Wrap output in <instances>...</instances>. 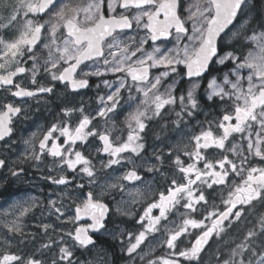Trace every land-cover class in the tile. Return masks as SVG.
<instances>
[{"label": "snow or ice", "instance_id": "snow-or-ice-1", "mask_svg": "<svg viewBox=\"0 0 264 264\" xmlns=\"http://www.w3.org/2000/svg\"><path fill=\"white\" fill-rule=\"evenodd\" d=\"M262 5L264 0L261 5L256 0L5 3L0 91L38 99L55 96L57 83L79 93L90 87L91 77L111 74L116 80H102L110 91L98 97V109L63 106L59 120L23 140L22 157L12 159L11 151L0 155V169L13 177H20L25 164H44L49 173L44 178L64 186V198L49 199L46 209L59 223L41 222L39 233H26L22 223L38 206L35 199L3 213L0 264H107L76 258L77 250L97 248L94 234L118 239L126 264H206L209 255L208 264H264ZM180 81L187 88L178 89ZM123 92L135 105L125 109L118 128ZM173 114L172 143L155 145L149 154V121L165 131ZM198 114L205 119L195 121L192 131L187 118ZM21 118H28L21 106L0 104V142L8 150L17 143L14 124ZM94 153L107 157L99 160V171L113 170L103 180ZM115 165L125 170L116 174ZM157 176L163 190L153 187ZM209 189L227 190L220 196L223 207ZM138 204L143 205L135 219L139 229L125 231L119 224L109 229L116 216L131 218ZM28 235L33 248L24 252L18 245ZM157 247L165 253L156 255Z\"/></svg>", "mask_w": 264, "mask_h": 264}, {"label": "flooded vegetation", "instance_id": "flooded-vegetation-1", "mask_svg": "<svg viewBox=\"0 0 264 264\" xmlns=\"http://www.w3.org/2000/svg\"><path fill=\"white\" fill-rule=\"evenodd\" d=\"M14 0H0V14H6V9L4 8L5 3H11ZM163 46V42H159ZM148 47V46H146ZM150 50V49H149ZM31 61H28V64L25 66H29ZM153 72H158V70H153ZM27 75V74H26ZM18 81L22 82L24 86L29 88H35L36 85H32L30 80L25 77H17ZM108 79L110 81H115L116 77L109 74L106 77H91L90 78V87L88 89L81 90L79 93H72L70 91L65 90L64 86L61 84L56 85L55 88V96H41L37 98H24L18 99L10 95V93L0 91V104L5 102H11L15 105L21 106L24 111L28 114V118L18 119L14 124V138L16 139L17 143L13 146L11 150H8L2 146V142H0V155H8L9 151H11V158L17 159L22 157V153L24 151L25 145L23 144V140L28 139L31 133L37 132L38 130H43L51 125L54 120H59L62 117V113L60 111L61 107L63 106H84L86 111L92 112L100 107L98 97L102 96L104 92H109L110 89L106 88L102 80ZM37 80L40 82H47L51 83L50 81H44L42 77H37ZM100 84V87L97 88L96 85ZM180 88H187V84L185 81H180L178 84V89ZM123 99L121 100V104L123 108H118L117 111L121 113L119 115L118 120L116 121L117 127H123V119L124 116L127 115V110H131L129 108V104L127 97L128 93H122ZM133 106L135 103H131ZM199 121H204L205 116L202 114L198 115ZM69 119V118H64ZM169 120L168 129L165 131H161V125L155 121H149V129L146 130V143L148 146L149 154L151 153L153 147L155 145H160L161 147L164 146V143H172L171 140L168 139L170 136H174L175 132L173 130V126L171 125L170 121L175 119L174 114L167 118ZM189 124L191 126L192 131H196V124L197 117L187 118ZM95 123V121H94ZM101 126H103V122L101 121ZM74 126V125H71ZM157 136L160 138L157 139ZM94 138H90V142L93 141ZM163 141V143H162ZM95 145H99L100 142L95 140ZM87 154V153H86ZM107 160L106 156H97L95 153L93 154L94 163L97 164L98 177L103 180L106 176V173H111L112 169H105L99 171L100 165L99 160ZM185 159H187L185 157ZM47 165L51 166V157H48L46 160ZM25 171L20 175V177H13L11 176L10 172L7 169H0V207L13 204V202L17 201L18 198L22 197L23 195H28V192L32 191L33 194L38 196L41 200V197L44 198V201L48 204L49 199H60L61 192L60 189L64 186H56L52 185L49 181H47L44 177L47 176L49 173L47 172V168L44 164L40 165L39 167L31 166L30 164L23 165ZM116 170V174L122 173L125 169L121 168L119 165L113 166ZM130 167V165H129ZM55 174V173H53ZM146 179L151 180L152 174L142 173ZM69 177H71L72 173H67ZM87 179L86 177L84 178ZM75 183V182H74ZM164 184V180L157 176L156 181H153L154 188H160L163 190L162 185ZM217 187V186H214ZM217 190L216 192H218ZM209 193H212L211 198L215 199V202L223 207L220 203V197L216 196L212 192L211 189L208 190ZM227 192V190H226ZM227 193H225V197ZM65 203H70L68 200L65 199ZM110 206L115 208L114 203L109 201ZM143 205H133L132 209L134 210L133 216L129 217H121L116 216L112 223H109V229L112 230L115 228L116 224H119V227L125 231H135L139 229V225L135 223V219L139 214H142ZM155 211V210H154ZM181 211H184L181 209ZM158 214V212H157ZM196 215V214H193ZM55 217L52 218V220ZM59 222H57L58 224ZM166 223V222H163ZM63 227H68L67 225H63ZM38 232L41 230L37 229ZM98 237L97 240V248L93 249L91 252H84L81 254L80 250L76 252V258L80 261H106L107 264H126L127 257L123 255L120 247V243L118 239H114L112 236H101L100 234H94ZM151 239V238H150ZM157 241L162 239L161 234H157L156 236ZM127 241L125 240V243ZM147 243V242H146ZM70 244V243H69ZM20 250L21 247L18 245ZM166 251L165 248H156V255H162ZM24 252H27L24 250ZM210 257H205L206 264L210 261Z\"/></svg>", "mask_w": 264, "mask_h": 264}, {"label": "rangeland", "instance_id": "rangeland-1", "mask_svg": "<svg viewBox=\"0 0 264 264\" xmlns=\"http://www.w3.org/2000/svg\"><path fill=\"white\" fill-rule=\"evenodd\" d=\"M168 46L171 47V44H168ZM177 88H178V85H177ZM107 93L108 92H104L102 96H105ZM127 100H128V97H127ZM128 103H135V101H129L128 100ZM197 120L199 121L198 116H197ZM225 193H227L226 190L223 193H220L218 191V192H215L214 194L216 196L220 197L221 195L225 196ZM61 198H64V197L61 195ZM33 199H35L38 206L31 213H29L28 216L24 217L22 220V223L24 226V231L26 233H28V234L39 233L37 229L40 230V228H38L37 225H39L41 222H45V223H57L58 222L55 219L52 220V218L54 216H50L48 214V211L46 210L48 208V204L46 203V201H44V198L41 197V200H39L40 198L38 196H36L35 194H33L32 191L28 192V195H23L22 197L18 198L17 201L13 202V204L9 205L8 207L1 206L0 207V219L3 218V213L6 210L11 209L12 205L17 204V203H23L25 201L31 202ZM5 231L6 230H4L3 228H0V237H2L5 234ZM15 239L18 242L20 238L16 237ZM24 239H25V243L19 244L21 247V251L26 250L27 252H29L33 248V242L31 240V235L26 236ZM38 239H39V237H38ZM68 243H71V241L69 240ZM209 257L211 259L210 255H209Z\"/></svg>", "mask_w": 264, "mask_h": 264}, {"label": "trees", "instance_id": "trees-1", "mask_svg": "<svg viewBox=\"0 0 264 264\" xmlns=\"http://www.w3.org/2000/svg\"><path fill=\"white\" fill-rule=\"evenodd\" d=\"M256 3H257L258 5H261V0H256ZM262 6H264V5H262Z\"/></svg>", "mask_w": 264, "mask_h": 264}, {"label": "water", "instance_id": "water-1", "mask_svg": "<svg viewBox=\"0 0 264 264\" xmlns=\"http://www.w3.org/2000/svg\"><path fill=\"white\" fill-rule=\"evenodd\" d=\"M157 43H159V42H157Z\"/></svg>", "mask_w": 264, "mask_h": 264}]
</instances>
